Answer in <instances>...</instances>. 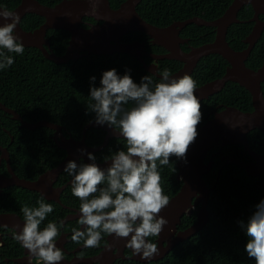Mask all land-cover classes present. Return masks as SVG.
Returning <instances> with one entry per match:
<instances>
[{"label": "trees", "instance_id": "16d2710c", "mask_svg": "<svg viewBox=\"0 0 264 264\" xmlns=\"http://www.w3.org/2000/svg\"><path fill=\"white\" fill-rule=\"evenodd\" d=\"M38 1L53 7L63 0ZM109 1L113 9H118L126 0ZM21 2L22 0H0V6L14 10ZM232 2L233 0H143L137 7V11L147 22L158 27H167L176 21L194 17H200L207 21L216 20L225 13ZM252 14L251 7L246 6L239 16L245 17ZM239 20L247 19L239 18ZM44 21L42 17L28 14L22 20L21 27L26 31H34ZM85 21L94 22L93 19L88 18ZM251 30L250 23L234 24L228 30L227 41L236 51L244 50L247 48L244 40ZM215 35L214 28L190 25L183 30L181 37L189 39V45L199 47L213 42ZM48 37L53 52L60 56L64 55L71 37L70 33L64 30H50ZM146 38L147 35L144 33H129L122 41L130 43L143 41ZM183 50L189 51L186 45L183 46ZM3 51L7 53V50ZM148 52L163 54L166 51L161 47L149 45ZM7 54L12 55L15 62L11 67L0 70V102L16 110L30 123L47 120L59 124L65 127L66 131L75 139L82 138L83 128L95 117V114L90 113L87 107L92 103L88 98L91 77H96L95 86L99 87L103 72L116 69L117 74L123 76L130 70L131 77L137 84L146 75L152 77L153 85L160 82V78L147 72L137 59L122 54L90 55L71 61L66 65L55 64L35 48L24 47L22 55ZM145 61L147 64L154 63L152 59L148 58ZM263 64L264 34L246 62L247 67L253 70L259 69ZM228 65V62L221 56L210 55L198 63L191 77L196 81L197 87H200L223 77ZM158 66V72L167 68L172 75L179 71L183 64L178 61L164 60L160 61ZM262 90L264 93V83ZM201 105L203 116L198 129L208 119L214 117L212 112L219 106H222L219 110L227 106L237 108L242 112L254 110L250 93L233 82L227 83L220 93L202 101ZM132 106L131 103L126 105L127 108ZM0 113L1 115L5 114L2 110ZM14 123L10 118L0 117V144L6 146L11 140L10 135L3 132L1 128L10 130L14 135V142L10 144L9 152L12 164L17 170L26 167L24 171H28L30 168L33 174H39L57 166L65 158L66 152L58 148L52 138L53 130L46 127L36 131L22 128L18 130V134H15ZM64 134L69 135L66 132ZM105 137L106 133L97 129H89L86 135L87 143L91 147L102 145ZM248 140L253 151L264 155V133L255 130L248 135ZM125 143L122 139H111L104 150L95 154L96 161H105V157L123 149ZM218 150L215 148L212 152ZM225 154L245 162L252 160L244 147L240 145L226 147ZM177 161L176 157H171L168 166H159L157 161L162 176L164 194L169 198L176 195L180 189V184L176 180ZM223 166V162H217L213 173L205 178L212 189L207 225L198 234L180 243L163 260L149 264H255L254 259H249L245 251L248 238L239 222L247 223L255 211V206L264 200V173L257 177H250L244 169L231 164L222 169L219 183L214 189L217 171ZM69 179L72 178L70 176L66 178V180ZM7 192L5 196H14V194H9V191ZM18 201L21 203L6 198L0 199V213L14 211L9 208L13 203L18 208L23 205L22 200ZM195 220V214L185 216L179 230H186ZM120 264L143 263L127 261Z\"/></svg>", "mask_w": 264, "mask_h": 264}, {"label": "water", "instance_id": "95a60500", "mask_svg": "<svg viewBox=\"0 0 264 264\" xmlns=\"http://www.w3.org/2000/svg\"><path fill=\"white\" fill-rule=\"evenodd\" d=\"M142 1L126 0L118 9H113L109 0H99L97 13L92 12V4L89 0H63L53 7L44 5L38 0H22L14 10H8L1 6L0 10L16 12L20 16V23L13 34L19 37L24 47L38 49L46 59L57 65H66L89 55L122 54L137 59L147 72L157 78H160L158 75L159 61L181 62L183 67L172 74V77L179 78L185 74L192 76L203 58L219 55L228 62L229 66L222 78L196 88V95L200 102L220 93L229 82L237 83L250 93L254 108L252 112H242L234 107H228L222 111L215 110L213 119L198 129V137L187 152L186 162L183 159L178 160L176 168L179 171L178 180L182 181V188L170 200V205L160 214L168 221L157 242L160 254L154 257L152 261L143 260L140 256L132 257V260L136 262L149 264L165 258L180 243L189 240L206 226L209 220L210 189L204 178L212 171L215 164L213 159L209 163H205L210 151L216 147L222 149L233 145L243 146L246 153L251 156V162H244L227 156H223L222 160L226 164H234L243 168L251 177H257L264 173V155L253 151L248 140V135L255 130L264 133V93L262 90L264 64L258 70L250 69L246 65L252 51L262 37L264 22L259 19L253 20L255 26L244 40L247 45L246 49L236 51L227 41L228 30L232 25L246 23L238 19V13L249 5L253 7L257 16L264 13V0H234L225 13L216 20L207 21L200 17H194L174 22L167 27L155 26L140 16L137 7ZM28 14L42 17L45 21L38 29L26 31L21 27V22ZM85 18L93 19L97 23H86ZM6 22L11 21L0 19V26ZM83 25L88 26V28ZM190 25L214 28L216 34L214 41L199 47L191 46L190 51H184L182 47L189 45L190 40L182 38L181 34ZM50 30H64L70 33L69 46L64 55H57L51 49V41L48 37ZM129 33L146 34L151 45L163 48L166 53L163 55L148 53L147 40L144 42H122V38ZM145 58L154 60V63L147 64ZM0 108L5 113L12 115L13 119L20 121L22 128L35 131L46 127L53 130L54 141L57 146L66 151L65 160L46 172L36 183L21 181L14 174L10 180L0 176V187H7L16 182L18 185L42 193L49 200L55 198L54 194H60L63 191V188L55 189L52 184L64 172V168L70 160H74L78 164L80 157H84L86 163H91L87 159L88 153H98L108 146L110 139L122 138L107 125L99 126L89 123L84 128L83 138L76 140L64 136V127L59 124L47 120L28 123L17 111L3 104H0ZM89 129L102 130L106 133L102 145L98 147L88 146L86 135ZM81 149L85 150L83 154ZM0 152L2 153L0 161L6 159L10 165L8 150L0 146ZM218 154H214V157ZM96 163L102 169H107L110 166L105 162L96 161ZM193 205H201L196 222L188 229L178 232L177 228L181 225L182 218L185 215L193 214ZM9 224L19 225V230L23 228V223L18 220L17 216L0 214V226ZM109 241L112 245L111 250L96 257V259L80 260L77 263L115 264V256H112L114 247L120 244L125 249L127 240H117L113 235Z\"/></svg>", "mask_w": 264, "mask_h": 264}, {"label": "clouds", "instance_id": "9594fccd", "mask_svg": "<svg viewBox=\"0 0 264 264\" xmlns=\"http://www.w3.org/2000/svg\"><path fill=\"white\" fill-rule=\"evenodd\" d=\"M89 2L92 12L97 13L99 0ZM0 19L11 21L0 26V70H4L15 62L7 53L22 55L24 45L13 34L20 16L0 10ZM158 75L160 82L155 85L150 75L142 77L139 84L135 83L130 70L123 76L118 75L116 69L103 72L99 87L95 86L96 77L90 78L88 98L92 103L87 107L95 117L89 123L107 125L126 143L123 149L104 158L110 165L107 169L98 166L96 156L91 153L87 154L91 163L78 165L70 160L64 168L72 177V195L80 201L78 224L84 229H72L71 241L78 244L83 241L84 248H98L102 234H106L114 235L117 240H127L126 248L143 260L152 261L160 254L158 244L149 238H160L168 224L160 214L170 205L171 198L164 194L157 161L159 166H168L171 157L186 162L187 152L198 137L203 114L196 95L198 87L190 75L174 78L167 68ZM129 103L133 105L131 108L126 107ZM228 165L231 164L225 162L223 168ZM221 174L222 170L217 174L214 189ZM207 186L210 204L212 189ZM37 203L38 207L21 208L23 228L13 238L28 251L30 259L35 257L43 264H60L64 258L56 243L60 228L50 221L40 229L42 222L54 211L53 206L43 200ZM200 210L201 205H193V214L187 216L195 214L197 219ZM239 224L248 238L247 256L254 259L255 264H264V200L255 206L247 223L240 221Z\"/></svg>", "mask_w": 264, "mask_h": 264}, {"label": "flooded vegetation", "instance_id": "af4514ba", "mask_svg": "<svg viewBox=\"0 0 264 264\" xmlns=\"http://www.w3.org/2000/svg\"><path fill=\"white\" fill-rule=\"evenodd\" d=\"M251 9L253 11L252 15L245 16V17H240L239 15H240V12L242 11L241 10L238 13V19L239 18L247 19L244 22H246V24L250 23L252 25V30H253V27L255 26V21H253V20L254 19H259L260 21L264 22V13H261V14H259L257 16L256 12L253 9V7H251ZM85 19H84V21H85ZM88 19H90V18H88ZM85 22L86 23H91V24H96L97 23L95 20H94V22H88V21H85ZM176 22H178V21H176ZM263 34H264V31H263ZM263 34H262V36H263ZM123 38H122V40H123ZM261 38H260V40H261ZM145 40H147V43H148V45H147V52H148V46L151 45L150 39L147 37L146 39H144L143 41H140V42H144ZM259 41H258V43H259ZM132 42H135V41H132ZM68 46H69V44H68ZM186 46L190 50L191 45H186ZM165 53H163V54H165ZM152 54H154V53H152ZM163 54H156V55H163ZM146 59L147 58H145V60ZM0 104H3V103L0 102ZM3 105H5V104H3ZM221 107L222 106H219L217 109H219ZM10 109H12V108H10ZM0 110H1V108H0ZM12 110H14V109H12ZM213 112H212V114H213ZM1 116L10 118L11 121L15 122L14 125H13V131H14L15 134H18V130L22 129L21 122L18 121V120L13 119V116L9 115L7 113H5L4 115H1V113H0V117ZM20 116L22 117V115H20ZM212 119H208L205 124H207ZM23 120L26 121L24 118H23ZM26 122H28V121H26ZM28 123H30V122H28ZM205 124H203L202 126H204ZM84 128H83V131H82V138H83V135H84ZM1 129H3V132H6L7 135H10V137H11V140H10L8 145L4 146V145L0 144L1 147L6 148L8 150V152H9V146H10L11 143L14 142V135L11 133L10 130H8L6 128H1ZM23 129H26V128H23ZM65 132L68 133L69 135L66 136L64 134ZM63 135L66 136V137H72L73 138V136H71V134L66 131L65 127L63 129ZM52 138L54 140V134L52 135ZM76 140H80V139H76ZM86 142H87V139H86ZM225 148L226 147H224L222 149L216 148V149H219V150L212 152L215 149L214 148L207 155L206 160L208 159L209 156L210 157H209V159L207 161L205 160V163H209L211 161V159H213L214 161H216L215 164L220 161V162H223V164L225 166V161L222 160L223 156L224 157H226V156L228 157V155L225 154ZM218 153H220V154H218ZM95 154H93V155H95ZM214 154H218V155L213 157ZM1 156H2V153L0 152V159H1ZM66 156H67V153H66ZM66 156H65V158H66ZM9 158H10V165L8 164V161L6 159H2L0 161V176H3V177H5V178L10 180V179H12V174H14L15 176L18 177L19 180L27 181L29 183H36L37 181H39L41 179V177L46 172H48L49 170L57 167L61 162H63L65 160V158H64L62 161H60L57 164V166H55L53 168H50V169L46 170L45 172H41L39 174H33L32 173V169H30V168H28V171H24V169H26V167H24L23 169L19 168L20 170H17L12 164L10 152H9ZM82 162L86 163L84 157H80L78 165L80 163H82ZM103 162H105V161H103ZM214 168H215V165H214L212 171L209 174H207L206 177L213 173ZM222 169H223V167H220L219 170L217 171V174ZM178 173H179V171L176 173V180L180 184V187H181L182 181L178 180ZM68 177H69V175L67 173L63 172L56 180L53 181L52 186L55 189H62L63 188V191L60 194H54L55 198L52 199V200L47 199V197L44 196L42 193H40L38 191H34V190H31V189H28L26 187H23L22 185H18V183H16V182H14V184H11V185H9L7 187H0V199L6 198L7 200H13L16 203H21L18 200H22L23 205H21V206H23V207L24 206L38 207L37 201H39V200H43L44 203L52 204L54 211L47 216V218H46V220L44 222H42V224L40 225V229L43 230V228L46 227L47 223L50 222V221L57 223V226L60 228V235L57 237L56 243H57V247L61 248L62 252L64 253V258H63V260H62V262L60 264H69V263L82 264V263H77V262H79L80 260H85V259H96V257L104 254L106 251H109V248H112V245H111V243L109 241V238L111 236H108L106 234H102L103 239L101 240L100 246L98 248H84L83 247V241H81L79 244L78 243H74V242L71 241L72 229H74V228L79 229V230H84V229H83V226L78 224L79 203H80V201H79L78 198H76V197H74L72 195L71 189L69 190V188L71 187L72 179L66 180V178H68ZM103 186L104 185H101V187H103ZM7 191L10 192L9 194H12V195L14 194V196H11V195L5 196L8 193ZM170 198L172 199L173 196L170 197ZM20 207L19 208L16 207L15 203H13V204L10 205L9 208L11 210H14V211L2 212L0 214L15 215V216L18 217V220L23 223V219L24 218H23V213L21 212V208L22 207L21 208ZM185 216H187V215H185ZM184 217L182 218V221H183ZM61 221H63V227H60V222ZM15 225L16 224H9V225L0 226V264H43V261H40V260H38L35 257H32L30 259L28 251L26 249H24L21 246V244L18 243L13 238L14 234H16L17 232L20 231L17 228V226H15ZM181 225H182V222H181ZM181 225H179L178 228H177L178 232L184 231V230H179V227ZM149 239L151 240V242L157 243L160 238L159 237H151ZM112 256H115V260H116L115 264H120L121 262H127V261L135 262L134 260H132L133 255H132L131 250L127 249V248L123 249V247L120 244L114 247V251L112 253ZM94 264H98V263H94Z\"/></svg>", "mask_w": 264, "mask_h": 264}]
</instances>
